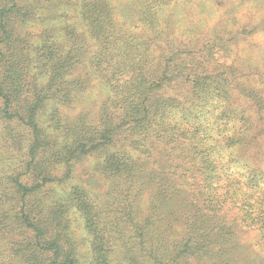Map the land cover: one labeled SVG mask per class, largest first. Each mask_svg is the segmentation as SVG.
Masks as SVG:
<instances>
[{
	"label": "trees",
	"instance_id": "obj_1",
	"mask_svg": "<svg viewBox=\"0 0 264 264\" xmlns=\"http://www.w3.org/2000/svg\"><path fill=\"white\" fill-rule=\"evenodd\" d=\"M170 3L144 0L139 19L154 31L143 40L123 31L113 0H0V264H264V70L235 59L264 18L184 41L170 19L159 31ZM95 81L101 98L81 107ZM90 161V178L130 199L133 231L117 234L110 202L72 182Z\"/></svg>",
	"mask_w": 264,
	"mask_h": 264
},
{
	"label": "rangeland",
	"instance_id": "obj_2",
	"mask_svg": "<svg viewBox=\"0 0 264 264\" xmlns=\"http://www.w3.org/2000/svg\"><path fill=\"white\" fill-rule=\"evenodd\" d=\"M169 5L162 9L161 16L159 18L160 25L159 31L164 30L166 23L163 20L170 19L174 28V33L171 38L187 41L190 38H213L216 35L223 37H231L237 33L242 32L246 28H253L261 23L264 18V1L259 0H170ZM78 0H74V3ZM144 0H113V4L116 7L118 21L120 22L123 31H129L132 34H136L139 38L145 40V37H151L154 30H150V26L144 24L139 19V14L144 11ZM73 5H66L67 16L70 21L74 19L79 22L80 18H77V14L74 12ZM75 13V14H74ZM71 16V17H70ZM72 17H74L72 19ZM63 20H56L58 23L49 22L47 25L56 26L61 24ZM43 24L36 23V29L43 30ZM144 31L147 33H144ZM157 30H155L156 32ZM159 33V32H158ZM202 35V36H200ZM239 46L236 48L235 59L243 62L245 68L259 67L264 70V34L251 37V36H239ZM159 42H164L159 40ZM249 66V67H248ZM102 88L98 81L94 82V88L90 89L82 100L81 107H88L89 103L93 100H99L102 96ZM92 162H85L80 164L75 172L72 182L83 184L88 189L92 190V197H99L98 204L101 208L105 207L102 200H108L110 206L106 210V219L111 223V227L118 228L117 234L121 231L127 233L133 231L132 225L127 222V216L123 212L124 207L129 203L130 199H126L125 195L120 194L121 190L114 191L109 188L108 183L101 181V177L95 175L94 178H90L92 173ZM141 203H145L147 207V201L150 197V193L146 191L143 193ZM171 210L168 208V211ZM234 215H230L232 217ZM176 215L172 216L174 220ZM72 233L75 234L74 238L81 245V252L88 254L90 247V236L87 233L84 222L81 215L72 211ZM180 220V219H179ZM177 224L173 227L177 229L179 233L182 232L180 221H176ZM169 218H165L162 223L161 230L169 226ZM175 234V232H174ZM238 234L240 243L245 250L255 247H259L258 234L254 232L239 231ZM175 236V235H174ZM125 240V238H124ZM254 248V249H255ZM84 264H88V256L83 259ZM114 262V264H118ZM90 264V263H89Z\"/></svg>",
	"mask_w": 264,
	"mask_h": 264
}]
</instances>
